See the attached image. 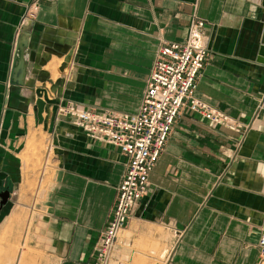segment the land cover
I'll return each mask as SVG.
<instances>
[{
  "label": "crops",
  "instance_id": "0c3cea01",
  "mask_svg": "<svg viewBox=\"0 0 264 264\" xmlns=\"http://www.w3.org/2000/svg\"><path fill=\"white\" fill-rule=\"evenodd\" d=\"M195 17L210 48L195 95L238 129L182 111L111 264H264V0H0V193L11 192L1 212L27 203L18 190L29 181V149L45 135L53 177L41 250L51 264H93L126 171L119 148L59 118L58 108L137 113L161 46L186 41ZM24 20L34 23L18 87L11 75Z\"/></svg>",
  "mask_w": 264,
  "mask_h": 264
},
{
  "label": "built area",
  "instance_id": "2783aa9c",
  "mask_svg": "<svg viewBox=\"0 0 264 264\" xmlns=\"http://www.w3.org/2000/svg\"><path fill=\"white\" fill-rule=\"evenodd\" d=\"M37 7L29 13L36 15ZM29 19V18H28ZM27 21H23V25ZM206 22L193 18L184 42L161 46L150 71L143 102L137 113L92 110L67 102L57 110L94 140L120 149L126 157V171L118 187L116 205L101 233L93 264H111L121 232L127 227L136 204L149 194L150 176L184 109L202 115L211 125L237 130V121L195 95L197 80L210 55ZM47 142V156L53 151ZM258 248L264 255V215Z\"/></svg>",
  "mask_w": 264,
  "mask_h": 264
},
{
  "label": "rangeland",
  "instance_id": "374dc122",
  "mask_svg": "<svg viewBox=\"0 0 264 264\" xmlns=\"http://www.w3.org/2000/svg\"><path fill=\"white\" fill-rule=\"evenodd\" d=\"M63 65H67L63 64ZM69 64L66 75L69 73ZM57 76L60 72L56 73ZM40 141H33L26 162L29 181H24L18 190L20 200L13 213H0V264H51V256L41 250L44 231L43 203L52 184V162L47 157L46 136ZM19 195V194H18ZM17 207V208H16ZM3 209V208H2ZM14 211L17 213L14 215ZM8 227V228H7ZM20 260V261H19Z\"/></svg>",
  "mask_w": 264,
  "mask_h": 264
},
{
  "label": "water",
  "instance_id": "95a60500",
  "mask_svg": "<svg viewBox=\"0 0 264 264\" xmlns=\"http://www.w3.org/2000/svg\"><path fill=\"white\" fill-rule=\"evenodd\" d=\"M33 21H28L23 25L21 33L18 37L16 44V59L14 61V67L12 69L11 82L18 87L25 85V78L27 75V64L24 57V50L27 47V37H29V31L33 26ZM258 62L264 64V34L261 41V49L258 57ZM46 101L42 98L36 101V115L40 123L43 122V113L45 111ZM11 198V192L6 189L0 193V213L2 208L8 204Z\"/></svg>",
  "mask_w": 264,
  "mask_h": 264
},
{
  "label": "bare ground",
  "instance_id": "6f19581e",
  "mask_svg": "<svg viewBox=\"0 0 264 264\" xmlns=\"http://www.w3.org/2000/svg\"><path fill=\"white\" fill-rule=\"evenodd\" d=\"M8 228V227H7ZM20 261V260H19Z\"/></svg>",
  "mask_w": 264,
  "mask_h": 264
}]
</instances>
